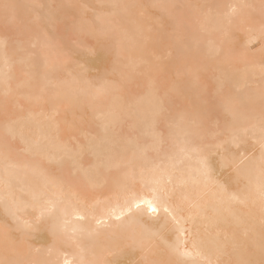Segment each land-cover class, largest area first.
<instances>
[{"label": "bare ground", "instance_id": "obj_1", "mask_svg": "<svg viewBox=\"0 0 264 264\" xmlns=\"http://www.w3.org/2000/svg\"><path fill=\"white\" fill-rule=\"evenodd\" d=\"M0 264H264V0H0Z\"/></svg>", "mask_w": 264, "mask_h": 264}, {"label": "snow or ice", "instance_id": "obj_2", "mask_svg": "<svg viewBox=\"0 0 264 264\" xmlns=\"http://www.w3.org/2000/svg\"><path fill=\"white\" fill-rule=\"evenodd\" d=\"M153 210H155V209H153Z\"/></svg>", "mask_w": 264, "mask_h": 264}]
</instances>
